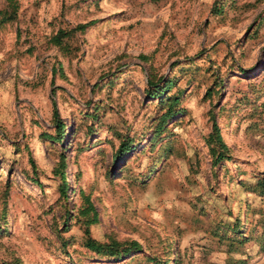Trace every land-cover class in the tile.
<instances>
[{"label": "rangeland", "instance_id": "1", "mask_svg": "<svg viewBox=\"0 0 264 264\" xmlns=\"http://www.w3.org/2000/svg\"><path fill=\"white\" fill-rule=\"evenodd\" d=\"M261 173L264 0H0V264H264Z\"/></svg>", "mask_w": 264, "mask_h": 264}, {"label": "trees", "instance_id": "2", "mask_svg": "<svg viewBox=\"0 0 264 264\" xmlns=\"http://www.w3.org/2000/svg\"><path fill=\"white\" fill-rule=\"evenodd\" d=\"M154 87L158 86L157 83L153 85ZM159 93L160 90L155 91L156 94ZM173 108H169L163 114L162 119H164L167 114H173ZM54 115L57 116V111L54 109ZM169 115V116H170ZM59 133H61V129ZM206 142L209 146L210 154L212 156V162L214 165H218L223 160H227L230 156L227 153V148L224 142L222 141L221 134L219 127L216 122H213L212 131L206 136ZM127 149V148H125ZM63 161L61 162V167H63ZM61 182L63 185V191L67 188L64 171L61 169L59 170ZM261 177L256 179L254 182V186H256V190L259 191L261 197L264 198V174H260ZM84 199L86 201V205L82 209L81 213L84 217V242L83 246L94 254L95 257L104 258L109 261H119L128 256L134 255L141 250V245L136 240H128V241H118L114 238H110L108 240H99L98 238L94 237L90 232V227L94 223L97 222V213L93 207V204L89 200L88 196L84 195ZM5 264H21L19 260L12 261L10 263Z\"/></svg>", "mask_w": 264, "mask_h": 264}]
</instances>
